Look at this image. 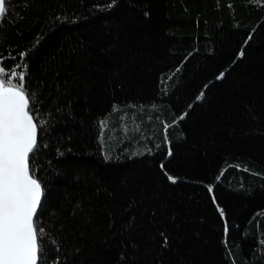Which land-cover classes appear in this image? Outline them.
Returning a JSON list of instances; mask_svg holds the SVG:
<instances>
[{
	"label": "trees",
	"instance_id": "1",
	"mask_svg": "<svg viewBox=\"0 0 264 264\" xmlns=\"http://www.w3.org/2000/svg\"><path fill=\"white\" fill-rule=\"evenodd\" d=\"M109 3L10 0L0 24L35 93L45 264H264V0Z\"/></svg>",
	"mask_w": 264,
	"mask_h": 264
},
{
	"label": "snow or ice",
	"instance_id": "2",
	"mask_svg": "<svg viewBox=\"0 0 264 264\" xmlns=\"http://www.w3.org/2000/svg\"><path fill=\"white\" fill-rule=\"evenodd\" d=\"M115 4L116 0H111L105 7L112 8ZM9 14L10 0H0V24ZM26 55L19 53L21 62L11 69L0 64V264H45L46 259L42 242L45 230L38 227V210L43 204L44 189L30 164V154L38 146V123L31 107L35 93L30 94L25 86L26 71L17 72V69L27 68ZM240 56H243V50ZM222 78L223 73L218 79ZM203 95L201 92L197 99H202ZM105 124L101 122V127ZM167 178L170 183L177 182L175 177L168 175ZM220 215L224 216L223 210ZM132 227L134 218L130 219L127 229ZM160 236L161 247L167 248V235L161 232ZM129 244L134 246L132 241ZM55 264H60L59 260Z\"/></svg>",
	"mask_w": 264,
	"mask_h": 264
}]
</instances>
